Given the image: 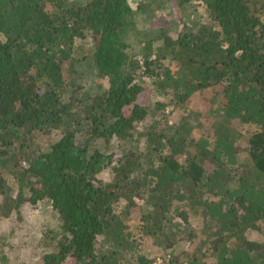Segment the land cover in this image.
Listing matches in <instances>:
<instances>
[{
    "label": "trees",
    "instance_id": "1",
    "mask_svg": "<svg viewBox=\"0 0 264 264\" xmlns=\"http://www.w3.org/2000/svg\"><path fill=\"white\" fill-rule=\"evenodd\" d=\"M159 1L0 0V211L49 207L58 223L30 264H155L132 220L170 250L161 264H264V242L246 238L264 226V0H170L208 12L174 39ZM207 90L211 139L185 113ZM182 237L188 252L174 254Z\"/></svg>",
    "mask_w": 264,
    "mask_h": 264
},
{
    "label": "rangeland",
    "instance_id": "2",
    "mask_svg": "<svg viewBox=\"0 0 264 264\" xmlns=\"http://www.w3.org/2000/svg\"><path fill=\"white\" fill-rule=\"evenodd\" d=\"M84 1V0H83ZM143 0H129L132 8H135L137 4ZM146 2H153V0H144ZM257 1H252V6L257 7ZM157 4L163 5V10L161 8L155 13V17H164V25L168 30L169 36L174 39L176 36L186 27H192L194 23L199 20H204L208 16V12L205 6L191 3L190 5H185L181 9L176 7L170 0H160ZM193 7H190L192 6ZM50 9V7H48ZM51 10V9H50ZM200 17V19H198ZM155 24V23H154ZM157 26H160L157 24ZM87 46H93L92 37L86 38ZM93 49V48H92ZM166 66H170V60L164 62ZM96 82V81H95ZM161 97H154L156 100H160ZM218 101V100H217ZM217 101L214 99V92L207 90L203 93H197L192 96L190 104L187 107L185 113L188 115V121L190 127L192 128V134L196 137H202L206 135L209 139L213 136L212 128L209 126V118L204 116L206 113L207 104L217 107ZM167 115L170 114L169 120L171 123H175L181 117V111L176 108L168 107L165 112ZM194 119V120H193ZM256 132V128L253 126H246L241 131L239 130V139L237 143L240 145L241 154L238 157L239 163L244 162L248 158V141L250 137ZM57 138L55 133L50 135H43L41 137V143L44 145L47 142H52ZM128 141H120L115 143L116 153L119 152L120 147L124 148L128 145ZM112 166V165H110ZM110 167H107L105 173L103 174L104 181H109L111 179ZM10 183V187H11ZM9 196H14V189L11 187L8 192ZM2 197L0 196V201ZM178 221V218H177ZM137 220H132L129 224L131 230L134 234V238L140 243L143 255L154 260L155 264H161V261L165 253H169L170 250L166 252L156 244L152 239L148 237H143L141 229L137 228ZM56 214L51 212L49 207L40 206H30L24 204L21 208V216L16 218V216H8L4 218V214L0 211V236H7L11 229H14L12 237L9 238L10 249L7 252L10 253V258L12 264H30L39 261L42 254L48 250L44 249L40 245V237L42 231L49 227L57 226ZM197 224V219L189 220L188 227L195 228ZM57 228V227H56ZM246 238L250 241L264 242V226L259 230H248L246 232ZM1 247V245H0ZM189 242L185 240L184 237L179 239L173 248L174 254H181L184 251L188 252Z\"/></svg>",
    "mask_w": 264,
    "mask_h": 264
}]
</instances>
